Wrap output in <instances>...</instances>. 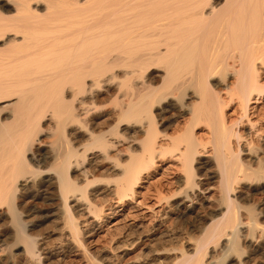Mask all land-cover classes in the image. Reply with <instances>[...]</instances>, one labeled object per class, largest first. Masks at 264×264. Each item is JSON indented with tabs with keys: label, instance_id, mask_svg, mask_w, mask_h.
<instances>
[{
	"label": "bare ground",
	"instance_id": "1",
	"mask_svg": "<svg viewBox=\"0 0 264 264\" xmlns=\"http://www.w3.org/2000/svg\"><path fill=\"white\" fill-rule=\"evenodd\" d=\"M70 257L264 264V0H0V264Z\"/></svg>",
	"mask_w": 264,
	"mask_h": 264
},
{
	"label": "rangeland",
	"instance_id": "2",
	"mask_svg": "<svg viewBox=\"0 0 264 264\" xmlns=\"http://www.w3.org/2000/svg\"><path fill=\"white\" fill-rule=\"evenodd\" d=\"M41 201H39L38 203H37V206H38V208H42L43 207V203H42V205H41V203H40ZM42 206V207H39V206ZM44 208V207H43ZM43 211V213L40 211V218L38 217V216H36V218H35V228H34V230H33V232H39V237H41L40 236V233H41V235L43 236L42 238H44L43 240H44V242L46 241V243H49V242H51V245L53 246L54 244H55V242L57 243V233L55 232L56 230H55V228H57V231H58V225L56 224V223H54L53 222V218H48V216H46V215H48L47 214V210H46V205H45V208L44 209H42ZM36 211H34L33 213H35ZM37 214V213H36ZM34 215V214H33ZM42 215H45V216H43V217H41ZM35 216V215H34ZM38 217V218H37ZM52 222V223H51ZM55 224V226H54V224ZM55 231H54V230ZM54 232H53V231ZM52 232V233H51ZM104 234V236L102 237V238H100L102 235ZM108 238H109V235L108 234H105V231L104 232H102L101 234H100V236H98V239L97 240H100V241H97V242H93V243H89L87 246H88V248H90L91 249V247H95V246H97V245H100V244H102V243H104V241L107 239V241H108ZM96 239V238H95ZM104 239V240H103ZM162 244V243H161ZM161 244H159L158 246L160 247L161 246ZM48 245H50V243L48 244ZM50 245V246H51ZM163 245V244H162ZM132 257V254L130 255V256H126L125 257V262L127 261L128 262V260L130 259ZM69 259H70V261H69ZM148 260H150V259H152V258H147ZM67 260V261H66ZM65 261H63L62 263H60V264H70V262H71V257L70 258H67ZM76 260L77 259H74V261H75V263H76ZM154 260V259H153ZM152 260V261H153ZM69 261V262H68ZM74 261L72 260V264H75L74 263ZM150 261V263H152V264H154V262H157V261ZM168 264H169V262H167ZM166 263V261L164 262V264H167ZM156 264V263H155ZM162 264V263H161Z\"/></svg>",
	"mask_w": 264,
	"mask_h": 264
}]
</instances>
